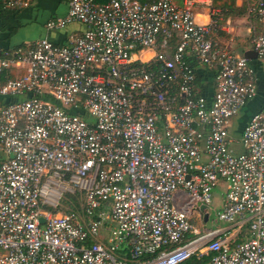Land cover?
Returning <instances> with one entry per match:
<instances>
[{
	"label": "built area",
	"instance_id": "1",
	"mask_svg": "<svg viewBox=\"0 0 264 264\" xmlns=\"http://www.w3.org/2000/svg\"><path fill=\"white\" fill-rule=\"evenodd\" d=\"M65 2L67 15L46 29L82 26L67 45L0 49V96L16 99L0 103V264L209 255L202 264H264V110L234 153L230 121L257 96V78L213 39L220 9L211 0ZM198 4L209 8L206 24L195 21ZM28 6L0 0L5 10ZM247 15L262 28L251 45L264 65V0ZM193 63L214 70L210 98ZM219 181L216 218L227 225L200 228ZM75 195L78 209L53 212ZM244 228L249 238L235 243Z\"/></svg>",
	"mask_w": 264,
	"mask_h": 264
},
{
	"label": "crops",
	"instance_id": "2",
	"mask_svg": "<svg viewBox=\"0 0 264 264\" xmlns=\"http://www.w3.org/2000/svg\"><path fill=\"white\" fill-rule=\"evenodd\" d=\"M95 1L104 4L108 0ZM138 1L149 2V0ZM175 1L178 4L182 3V0ZM211 1L212 5L221 11L219 28L213 34V39L234 55L244 57L246 51L252 50V39L262 31L259 23L247 15V7L256 0ZM28 3V7L20 10L0 8V49L3 51H10L40 39H47L58 45H67L71 35L83 31V27L80 25H69L61 30L49 31L46 29V24L49 21L64 18L67 15L68 7L65 0H28ZM209 19V8L206 5H196L195 21L199 24H206ZM257 62L258 59L250 61L256 73L257 96L245 105L244 108L248 107L251 112L246 111L248 116L244 118L243 124L241 126L237 124L232 136L230 135L233 140L232 151L234 153L243 151L239 139L246 124L254 114L264 110V68L259 67L260 65L256 67V64H259ZM194 68L197 87L201 91H205L206 96L210 98L214 91V70L198 64H195ZM11 100L16 99H6L0 96V103ZM236 238L238 239V236ZM248 238V235L244 236V240Z\"/></svg>",
	"mask_w": 264,
	"mask_h": 264
},
{
	"label": "rangeland",
	"instance_id": "3",
	"mask_svg": "<svg viewBox=\"0 0 264 264\" xmlns=\"http://www.w3.org/2000/svg\"><path fill=\"white\" fill-rule=\"evenodd\" d=\"M150 54H147V55H144L143 56V59L149 57ZM259 64L257 65L256 64V67H263L264 68V65L261 61H259ZM257 62V63H258ZM18 72H20L21 74L24 73L23 70H17V69H10V74L11 76H15L18 74ZM251 112L249 110L248 107L244 108L234 119H232L230 121L231 123V126L229 127L228 131L230 133V135L232 136L234 130H235V126L238 124L239 126H241L244 122V118L248 116V113L246 112ZM82 117H84L85 119H87L88 121L92 122L93 119L87 115L86 113H83L82 114ZM238 138V137H237ZM4 160V156L2 154V152H0V161L1 160ZM2 160V161H3ZM224 183L223 181H219L216 188L213 190V200H212V203L210 204L209 206V209H208V213H209V219L206 223H202V221L200 219H196L194 222L196 224V226L200 227V228H203V227H216V226H226L227 224L226 223H222L220 224V222L217 221V218H216V212L222 207V202H223V199H224V196H225V193H224ZM64 208H58L57 211H60V212H63Z\"/></svg>",
	"mask_w": 264,
	"mask_h": 264
},
{
	"label": "trees",
	"instance_id": "4",
	"mask_svg": "<svg viewBox=\"0 0 264 264\" xmlns=\"http://www.w3.org/2000/svg\"><path fill=\"white\" fill-rule=\"evenodd\" d=\"M152 1V0H149ZM143 2V1H142ZM195 65V63H193V66ZM196 81H197V77H196ZM202 93L206 96L205 91ZM78 195L75 196H69L70 202L67 201H63L62 202V206L61 208H64L63 213H67L69 211V209H78V201H77ZM54 213H57V210H53ZM248 235L247 230L244 228L242 230H240V235L238 236V239L235 238V243L239 244L242 243L246 240H244V236ZM249 236V235H248ZM212 257V255H209V257L203 259L202 261H196L195 258H193L191 261L188 262V264H202V263H206L207 261L210 260V258Z\"/></svg>",
	"mask_w": 264,
	"mask_h": 264
},
{
	"label": "water",
	"instance_id": "5",
	"mask_svg": "<svg viewBox=\"0 0 264 264\" xmlns=\"http://www.w3.org/2000/svg\"><path fill=\"white\" fill-rule=\"evenodd\" d=\"M244 58H246L249 61H253V60H256L257 59L255 52L252 51V50L246 51L245 54H244ZM205 208H206L205 206H202L201 207V210H203ZM205 220H206V217H205ZM40 221L43 222L42 219Z\"/></svg>",
	"mask_w": 264,
	"mask_h": 264
}]
</instances>
